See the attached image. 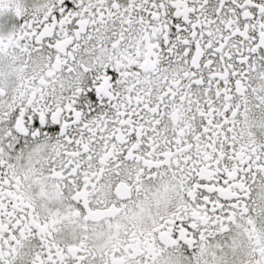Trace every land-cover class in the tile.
Instances as JSON below:
<instances>
[{
    "label": "snow or ice",
    "instance_id": "1",
    "mask_svg": "<svg viewBox=\"0 0 264 264\" xmlns=\"http://www.w3.org/2000/svg\"><path fill=\"white\" fill-rule=\"evenodd\" d=\"M0 264H264V0H0Z\"/></svg>",
    "mask_w": 264,
    "mask_h": 264
}]
</instances>
